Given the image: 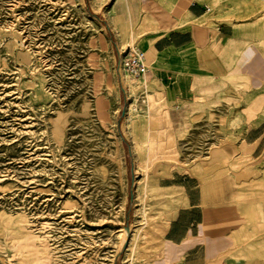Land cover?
Listing matches in <instances>:
<instances>
[{
  "label": "rangeland",
  "instance_id": "rangeland-1",
  "mask_svg": "<svg viewBox=\"0 0 264 264\" xmlns=\"http://www.w3.org/2000/svg\"><path fill=\"white\" fill-rule=\"evenodd\" d=\"M140 1L0 0V264H169L177 250L165 233L186 199L184 173L196 167L210 181L199 226L210 244L205 260L213 247H222L215 263L225 264L245 244L264 242L261 198L246 199L238 187L225 197L229 187L213 184L228 179L218 165L217 113L242 73L200 75L210 87L198 89L202 104L183 105V122L172 124L152 67L166 56L148 46L166 26L155 30ZM147 4L160 7L164 22L184 17L182 0ZM135 55L139 76L127 69ZM124 72L139 84L130 114ZM162 104L166 115H158ZM170 136L177 162L160 158ZM133 137L142 143L139 163Z\"/></svg>",
  "mask_w": 264,
  "mask_h": 264
},
{
  "label": "crops",
  "instance_id": "crops-1",
  "mask_svg": "<svg viewBox=\"0 0 264 264\" xmlns=\"http://www.w3.org/2000/svg\"><path fill=\"white\" fill-rule=\"evenodd\" d=\"M157 1H164L166 6L179 0ZM182 1L185 2L182 21L166 22L162 20L159 6L150 7L148 0L139 2V7L148 11L155 30L166 26L154 34L161 37L150 48L154 54L166 56L162 65L152 67L158 89L164 91L170 121L179 126L184 117L180 109L183 105L192 100L198 107L202 104L204 98L197 96L198 89L204 91L210 87L203 83L200 75L212 73L219 75L214 79H220L233 70L242 73L228 102L223 103V110L217 113L223 143L218 165L228 179L221 177L213 184L222 186L224 191L229 187L225 197L231 196V191L238 187L246 199L260 197L264 206V80L256 83L252 80L253 73L264 74V0ZM187 61H193V65L185 67L183 63ZM172 64L173 69H166ZM216 93L212 100L221 103V95L217 98ZM199 169H191L190 173H184L190 176L182 178L186 199L164 238L165 243L177 250L169 264H216L220 260L221 246L213 247L211 260H205L210 244L203 242L199 226L203 215L202 188L210 185V181L207 175L198 174ZM236 249L237 245L230 247V250ZM235 257L225 264H264V242L245 244Z\"/></svg>",
  "mask_w": 264,
  "mask_h": 264
},
{
  "label": "bare ground",
  "instance_id": "bare-ground-1",
  "mask_svg": "<svg viewBox=\"0 0 264 264\" xmlns=\"http://www.w3.org/2000/svg\"><path fill=\"white\" fill-rule=\"evenodd\" d=\"M107 18V17H106ZM108 19V25H109V27L114 31V35H115V37H116V39H117V41L119 42V44H122V36H121V34H120V32H119V30L116 28V26H115V24H114V20H113V18H112V16H110V17H108L107 18ZM161 37V35H156V36H154V37H152V38H149L148 39V46L149 47H152L153 45H154V43L159 39ZM127 52H128V49H127V51L125 52V54H127ZM125 58V57H124ZM123 84H124V86H125V91H126V94L130 97V99H129V103L127 104V108H126V111H127V113H131L133 110H134V108H135V106H134V101H132L131 100V98L133 97V94H134V91L139 87V84L138 83H134V81H133V79L131 78V76L130 75H128L126 72H124L123 73ZM155 106V105H154ZM150 110H151V108H150ZM152 112V111H151ZM167 112H168V107H166V106H164L163 104H162V107L161 108H159L158 109V115H166L167 114ZM128 115V114H127ZM138 115V114H137ZM152 114H150V116H151ZM149 116V117H150ZM166 119H167V121H169V118H168V116H166V118H165V121H166ZM170 123V122H169ZM148 124V128L149 127H151L152 129H153V124H149V123H147ZM134 125H137V127H138V129H142V125L141 124H135L134 122L131 124V126H134ZM60 123L58 124L57 123V125H56V127H55V130H58L59 128H60ZM153 134V133H152ZM132 139V144L134 145L133 146V152H134V154H135V158H136V160L138 161V163H139V158H140V156H141V154H142V150H140V148L138 147V145L139 144H142L141 142H139V141H137V139L135 138V137H133V138H131ZM149 142V141H148ZM147 145H148V143H146ZM143 145H144V143H143ZM175 144H174V141H173V137L172 136H170V141L169 142H167V143H165L164 145H163V148L165 149L164 151H163V154H161L162 156H160V158H164V159H169L170 161H173V162H177V152H176V150L174 149V146ZM159 148H161V147H159ZM174 149V150H173ZM154 151V150H153ZM134 158V159H135ZM151 159V158H150ZM144 160V159H143ZM146 161V160H145ZM147 162V161H146ZM147 166V165H146ZM142 168V167H141ZM136 195H137V197H138V195H139V189H138V185H136ZM142 210V209H141ZM136 225V224H135ZM138 226H132L131 228H130V231L131 232H136L137 230H138V228H137ZM142 237V239L145 241V240H147L146 238H145V235H142L141 236Z\"/></svg>",
  "mask_w": 264,
  "mask_h": 264
},
{
  "label": "built area",
  "instance_id": "built-area-1",
  "mask_svg": "<svg viewBox=\"0 0 264 264\" xmlns=\"http://www.w3.org/2000/svg\"><path fill=\"white\" fill-rule=\"evenodd\" d=\"M130 62L127 63V69L130 73L139 76L145 72L142 55H135L130 58Z\"/></svg>",
  "mask_w": 264,
  "mask_h": 264
}]
</instances>
